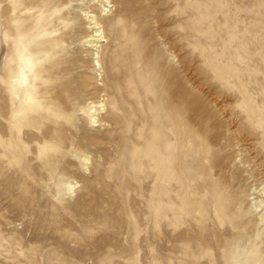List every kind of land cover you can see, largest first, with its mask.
Segmentation results:
<instances>
[{
    "label": "rangeland",
    "instance_id": "rangeland-1",
    "mask_svg": "<svg viewBox=\"0 0 264 264\" xmlns=\"http://www.w3.org/2000/svg\"><path fill=\"white\" fill-rule=\"evenodd\" d=\"M0 264H264V0H0Z\"/></svg>",
    "mask_w": 264,
    "mask_h": 264
},
{
    "label": "bare ground",
    "instance_id": "bare-ground-1",
    "mask_svg": "<svg viewBox=\"0 0 264 264\" xmlns=\"http://www.w3.org/2000/svg\"><path fill=\"white\" fill-rule=\"evenodd\" d=\"M103 11L106 12V10H103ZM88 17L91 19V21H90L91 26L93 25L90 28H93V29L96 28L97 29V30L94 31L95 33L93 35H91V38L88 39V42L90 44L89 46L90 47L91 46H98V43L99 42H103V40L101 39L103 37L102 36L103 32L100 29V26H99L100 23L98 22L97 17L95 15L88 16ZM28 63L30 65V67H31L32 66V62L28 60ZM96 63H97V61H96ZM21 74H22V80L24 82H27L29 78H28V74L25 72L24 69L21 71ZM92 109H94V111H92V113L93 112H98V114H102L103 113V110H104L103 105H94L92 107ZM69 189L71 191H73L74 186L73 185H70Z\"/></svg>",
    "mask_w": 264,
    "mask_h": 264
}]
</instances>
